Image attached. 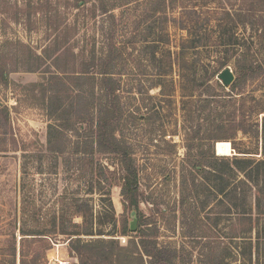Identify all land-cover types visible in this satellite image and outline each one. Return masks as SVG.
Returning <instances> with one entry per match:
<instances>
[{"label": "rangeland", "instance_id": "1", "mask_svg": "<svg viewBox=\"0 0 264 264\" xmlns=\"http://www.w3.org/2000/svg\"><path fill=\"white\" fill-rule=\"evenodd\" d=\"M204 2L197 0L196 4ZM205 3L209 9L221 5L241 15L234 29L238 49L234 56L228 51V64L221 71L232 72L238 57L245 72L248 64L244 59L252 58L256 77L241 87V95L264 104V1ZM194 4L193 0H167L164 10L152 13L154 2L149 0H0V77L1 72L6 74L4 81L0 78V262L9 259L6 252L11 246L22 244L18 219L23 178L30 196L47 216L58 212L65 225L73 217L79 232L93 228L111 233L114 236L104 238L119 239L128 252L137 251L135 243L141 234L151 250L171 253L174 264H264V201L256 205L255 187L247 190L240 181L243 173L205 180V173L193 167L198 159L194 154L208 149L209 127L203 112L187 117L193 107L182 103L174 58L181 36H186L185 30L176 27V18ZM209 9L202 12L207 26L216 24L215 18L220 16ZM108 45L116 56L111 72L119 83L116 101L121 110L113 126L117 137L130 148L138 171L133 232L129 230L131 207L123 201L119 181L108 187L119 174L116 155L97 150L83 155L84 140L70 132L63 136L62 153L47 149V125L55 121L45 106L53 91L59 90L62 96V77L71 85L72 99L79 95L84 101L80 91L94 86L96 93L90 103L107 101L98 93V78L76 79L73 74L87 68L92 71L93 67L85 66L88 57L93 52L95 58L103 56ZM196 55L204 64L217 58L208 49L184 53L187 60ZM195 68L203 70L196 65L191 69ZM160 73L166 75L160 77ZM55 75L60 81L51 79ZM160 80H166L165 94L160 92ZM217 80L220 77L213 76L210 82ZM60 101L62 104V98ZM257 119L260 128L264 113ZM235 140L238 150L252 153L255 159L264 157L262 140L241 133ZM186 145L192 147L190 158ZM226 146L227 153L223 149L218 153ZM215 147L219 155L232 157L228 142H217ZM103 165L118 174L101 173L98 167ZM244 189L246 199L238 197L239 203L243 199L242 205L229 209L227 197L233 199L237 192L242 195ZM240 209L250 220L241 217ZM123 224L130 235H120ZM91 237L81 235L83 240ZM73 238L60 233L36 240L28 237L23 248L41 253L37 264H79L70 248ZM141 255L142 261L136 253L129 263L150 264V257Z\"/></svg>", "mask_w": 264, "mask_h": 264}, {"label": "trees", "instance_id": "2", "mask_svg": "<svg viewBox=\"0 0 264 264\" xmlns=\"http://www.w3.org/2000/svg\"><path fill=\"white\" fill-rule=\"evenodd\" d=\"M166 1L149 0V2H154L151 12L158 13L164 10L163 6ZM193 1L195 4L189 10H182L181 15L176 18V21H179L176 27L185 30L186 36H181L179 50L174 58L179 70L177 75L179 77L178 84L182 103L187 105L189 103V107H193L188 112L189 114L187 113V117L192 118L195 112H203L204 120L209 127L210 141L208 149L205 152L194 154L198 159L195 160L193 167L205 173V180H211V178L222 180L231 173H243L240 181L246 185L247 190L250 186L251 188L255 187L256 205L259 206L264 201V157L255 159L252 153L238 150L235 144L238 133L264 142V122L259 128L257 119L260 112L264 113V104L253 100L252 96L241 95V87L256 77L257 71L252 64V58L245 57L244 61L248 64L245 72L242 71L241 60L238 57L235 59L234 70L232 71L233 79L229 84H225L221 80H217L215 84L210 82L212 77L219 76L221 69L228 64L229 57L226 56L228 51L232 52L231 54L234 56V51L236 52L238 49L239 39L234 29H237V23L241 20V15L230 13L221 5L209 9L207 3H205L206 0L205 4H196L197 0ZM179 7L185 9L182 5H179ZM102 9L105 13L108 11L105 10L104 5H102ZM205 9L213 10V13L220 15L215 18L216 24L206 25L205 19L202 18V12ZM251 9L252 6L248 11ZM248 13L250 14V12ZM113 16L112 14L111 17ZM248 16L251 17L252 15ZM173 20L175 21V19ZM110 46H107L102 54L103 56L95 58L93 52L88 57L85 66L93 67L92 71L87 68L86 71H81L79 75L73 74L76 79L98 78V93L107 101H100L96 105L90 103L89 99L93 98L96 93L94 86H88L84 92L80 91L83 94L82 98L87 101L80 100L79 95L72 99L71 85L64 81L66 77H62V96L59 94V90H55L48 97L49 103L46 104L45 110L47 115L55 122L47 125V149L50 152L62 153L63 136H67V132H70L84 140L82 141L83 155L90 156L94 150L116 155L118 157L117 170L119 174L117 170L111 171L104 165L99 166L98 169L101 173L107 171L118 174L109 182L108 187L114 185L115 181H119L120 194L124 203H128L127 207L130 206L131 210L137 211L136 193L139 185L137 167L130 148L117 137L113 126L114 121L120 116L121 110L116 101L118 98L116 91L119 83L113 78V72H111L116 56L115 53H112L114 51L111 50ZM200 49H208L217 53V58L212 60L215 63L214 65L211 60H207L208 62L205 64L202 63L197 55L192 59L188 58L187 60L185 58V51L189 50L191 53L198 54ZM96 60L99 61L97 63L98 68L95 69ZM170 64L172 65V62ZM195 65L200 66L203 70L198 71L196 68L192 70L191 68ZM165 75V73H160V77ZM62 76L64 75L62 74ZM0 78L4 81L6 74L1 72ZM51 79L60 81V78L56 75L52 76ZM158 86L161 94H165L166 80H160ZM202 87L204 88L201 90ZM186 92H189V94L186 95ZM60 98H62V104ZM251 101H254V104H251ZM3 114L6 120L7 112L5 109ZM220 141L229 143L230 150L233 153L232 157L215 153V144ZM185 147L188 150L186 156L191 157L190 149L192 147L189 145ZM90 161L92 163L93 160ZM23 174H26V172H23ZM91 185L92 183L89 185V190H92ZM246 192L245 189L241 192L242 195L237 192V197L234 194L233 199L228 196L226 204L229 209L230 207H236V209L240 207L243 199H246ZM20 196L18 233L22 237V240H20L22 244L20 243L19 248H16L15 245L11 246L6 252L9 259L3 258L0 264H16V259H18L17 264H29V262L30 264H37L36 260L41 257V253L34 249L25 251L23 242L27 241L28 237L36 240L57 233L75 237L71 240L70 248L78 257L79 264H130V260L134 259L133 255L136 253L142 261L141 252L150 257V264H174L171 253L156 248L151 250L149 248L150 243L145 241L141 234L139 235L138 244L135 243L137 251L128 252L127 248L120 244L119 239L114 237L104 238L103 235L114 236L111 233H104L102 230L93 231V228L89 231L79 232L77 230L79 224L74 222L73 217L65 225L62 221V214L58 215V212H54L53 215L47 216V212H43V208L37 206L30 196L29 184L23 178L20 181ZM238 197L243 198L242 203L238 202ZM109 210L113 211L111 199L109 200ZM74 211L71 214H75ZM239 213L241 217L250 220L246 217L245 211L240 209ZM101 223L102 221L98 220V224ZM129 232L126 225L123 224L119 233L125 236L130 235ZM83 234L93 237L83 240L81 238Z\"/></svg>", "mask_w": 264, "mask_h": 264}, {"label": "water", "instance_id": "3", "mask_svg": "<svg viewBox=\"0 0 264 264\" xmlns=\"http://www.w3.org/2000/svg\"><path fill=\"white\" fill-rule=\"evenodd\" d=\"M220 79L225 83V84H229V82L233 79V74L229 69H224L221 71V73L219 74ZM215 152L217 155H219L217 153V147H215ZM136 211L135 210H131L130 212V216H131V221L129 223V230L131 232L136 230V223H137V219H136Z\"/></svg>", "mask_w": 264, "mask_h": 264}, {"label": "bare ground", "instance_id": "4", "mask_svg": "<svg viewBox=\"0 0 264 264\" xmlns=\"http://www.w3.org/2000/svg\"><path fill=\"white\" fill-rule=\"evenodd\" d=\"M222 149L225 150V153H227L229 147L226 146V147H223V148H219V149H218V153H222Z\"/></svg>", "mask_w": 264, "mask_h": 264}]
</instances>
